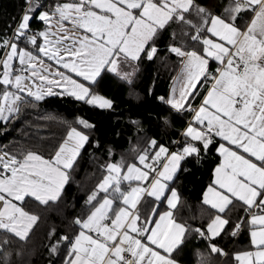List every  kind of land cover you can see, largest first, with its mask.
Returning a JSON list of instances; mask_svg holds the SVG:
<instances>
[{"label":"snow or ice","instance_id":"6c2138e0","mask_svg":"<svg viewBox=\"0 0 264 264\" xmlns=\"http://www.w3.org/2000/svg\"><path fill=\"white\" fill-rule=\"evenodd\" d=\"M24 2L13 34L0 38V121L17 115L28 98L51 95L112 108L111 100L92 91L98 78L107 72L131 84L142 60L159 57V40L172 25L166 51L179 61L178 88L158 99L191 114L179 151L152 139L135 163L121 157L101 165L104 175L86 196L85 214L72 221L78 231L56 239L50 255L63 244V264H177L173 253L187 236L212 241L230 223L226 212L240 204L246 216L233 222L230 235L249 227L255 250L234 260L264 264V0H227L220 14L197 0H69L48 10L39 0ZM245 13L247 21L237 23ZM34 18L45 27L34 31ZM21 42L33 50L19 47ZM205 84L194 107L198 85ZM89 139L72 128L48 157L0 153V252L10 245L9 236L29 238L39 217L26 210L28 200L48 206L62 199ZM211 148L221 162L202 203L217 214L205 228H192L177 221L180 195L170 185L182 161ZM161 202L167 210H160ZM54 237L55 229L49 233ZM208 251L227 255L214 243Z\"/></svg>","mask_w":264,"mask_h":264},{"label":"trees","instance_id":"16d2710c","mask_svg":"<svg viewBox=\"0 0 264 264\" xmlns=\"http://www.w3.org/2000/svg\"><path fill=\"white\" fill-rule=\"evenodd\" d=\"M68 1L39 0V3L44 6L41 10H48L56 3ZM226 2L227 0H197V3L208 7L215 14H220L222 4ZM26 7L24 0H0V38H6L16 29ZM249 15L242 14L237 23L246 22ZM43 27L45 25L38 19L31 21L34 31ZM175 29L176 26L172 25L162 34L158 43L159 57L152 61L142 60L131 84L107 72L98 78L92 91L111 100L112 108L100 109L71 96L51 95L40 101L28 98L17 115L7 121H0V150L18 156L27 151L50 156L71 128L84 132L90 138L81 151L62 199L48 206L40 205L34 200L26 202V210L39 219L26 241L8 237L11 243L4 252H0V264H63L66 246L62 244L58 254L54 256L50 255L49 247L59 237L71 236L76 232L77 226L72 221L85 214L86 196L104 175L101 165L119 161L121 157L128 163H135L134 157L139 151L146 149L152 139L172 152L181 149L185 139L184 127L190 113H178L158 99L161 96L166 98L168 85L179 65L178 58L166 51L167 45L172 43L169 33ZM19 47L33 50L27 42H21ZM122 67L129 70L126 66ZM206 86L198 85L200 91L195 101L200 99ZM59 91L61 89L56 88L54 92ZM79 119L94 127L84 128L78 123ZM134 149L137 151H133ZM216 162L217 156L212 149L202 152L199 158H186L181 162V168L170 185L180 195L175 217L186 226L203 229L217 213L202 203L203 190L211 183L212 169ZM164 206V202H161L160 209ZM245 215L241 205L237 204L226 212L225 218L230 223L220 236L209 242L193 233L173 253V258L182 264H234L233 253L239 248L241 238L247 234L243 226L238 235L232 236L230 233L233 231V222ZM53 229L55 237L50 239L49 233ZM4 235L0 233V239ZM209 243L216 244L227 255L209 253Z\"/></svg>","mask_w":264,"mask_h":264},{"label":"crops","instance_id":"0c3cea01","mask_svg":"<svg viewBox=\"0 0 264 264\" xmlns=\"http://www.w3.org/2000/svg\"><path fill=\"white\" fill-rule=\"evenodd\" d=\"M68 2H69V1H68ZM61 3H64V2H61ZM248 18H249V17H248ZM246 21H247V20H246ZM45 62H46V63H52V62H49V61H45ZM210 67H211L212 69H215V68L217 67V64H216L215 62H213V64H211ZM53 69H55V65H54V63H53ZM61 71H64V70L61 69ZM179 73H180V66L178 65V68L176 69V71H175V73H174V75H173V77H172V79H171V81H170V83H169V85H168V90H167V96H166V99L169 98V96L171 95L172 90H173L174 88H178L177 77H178ZM73 77L75 78L74 74H73ZM55 89H56V88H54L53 91H55ZM206 89H207V86H206L204 92L202 93L200 99L197 100V101H195V102L193 103V106H194V107L200 104V102H201L203 96L205 95V91H206ZM1 90H2V89H1ZM190 120H191V114H190V117L188 118V121H190ZM188 121H187V122H188ZM186 127H187V124H186V126L184 127V130H185ZM68 132H69V131H68ZM67 134H68V133H67ZM67 134H66V136H67ZM211 149H212L213 153L217 156V162H216V164L214 165V167H213V169H212L211 183H210L209 185H207V186L205 187V189L203 190V193H202V199L204 198V195H205V193L207 192L208 187H209L210 185L213 184V181H214V178H215V168H216V167L219 165V163L221 162V158H220V156L218 155V153L216 152L215 148H211ZM3 152H4V151L0 150V153H3ZM164 204H165V206L162 207V208L160 209L161 211H165V210H167V205H166V203H164ZM32 214H33V213H32ZM216 214H217V213H216ZM216 214H215V215H216ZM215 215H214V216H215ZM214 216H213V217H214ZM245 216H246V215H245ZM213 217H212V218H213ZM212 218H211V219H212ZM211 219H210V220H211ZM210 220L208 221V223L210 222ZM177 221H178V220H177ZM178 222H180V221H178ZM180 223H181V222H180ZM206 226H207V224H206ZM206 226H205V227H206ZM76 231H78V228H77ZM245 232H246L247 236L241 238V240H240L241 242H240V244H239V248L236 249V250L234 251L233 255H235V254H237V253H240V252H243V251H254V250H255V249L251 246V243H250V235H249L250 228H249V227H245ZM177 264H182V263H180V262L177 261ZM234 264H237V262L235 261Z\"/></svg>","mask_w":264,"mask_h":264},{"label":"built area","instance_id":"2783aa9c","mask_svg":"<svg viewBox=\"0 0 264 264\" xmlns=\"http://www.w3.org/2000/svg\"><path fill=\"white\" fill-rule=\"evenodd\" d=\"M14 30V29H13ZM13 30H12V32L7 36V37H10L12 34H13ZM6 37V38H7ZM188 121V120H187ZM176 141V140H175Z\"/></svg>","mask_w":264,"mask_h":264},{"label":"rangeland","instance_id":"374dc122","mask_svg":"<svg viewBox=\"0 0 264 264\" xmlns=\"http://www.w3.org/2000/svg\"><path fill=\"white\" fill-rule=\"evenodd\" d=\"M71 129H72V128H71ZM71 129H70V130H71ZM70 130H69V131H70ZM78 131H79V130H78ZM66 137H67V136H66ZM66 137H65V138H66Z\"/></svg>","mask_w":264,"mask_h":264}]
</instances>
